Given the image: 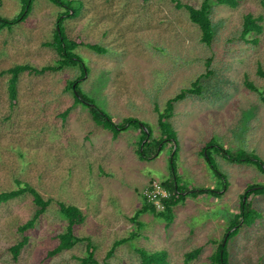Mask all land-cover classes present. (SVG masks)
Returning a JSON list of instances; mask_svg holds the SVG:
<instances>
[{
  "label": "rangeland",
  "instance_id": "obj_1",
  "mask_svg": "<svg viewBox=\"0 0 264 264\" xmlns=\"http://www.w3.org/2000/svg\"><path fill=\"white\" fill-rule=\"evenodd\" d=\"M81 1L79 14L65 19L66 32L105 50L84 44L75 49L85 66L81 88L115 123L135 116L158 138V113L168 98L197 77L204 87H219V93L204 90L174 102L169 121L177 136L174 167L180 184L222 186L201 152L209 141L233 153L243 148L264 160V0H208L216 25L210 45L202 43L197 25L171 0ZM181 1L194 6L202 2ZM19 9L20 0H0L2 16L11 17ZM59 11L49 0H34L23 21L0 27V191L28 182L51 200L26 229L28 242L16 259L9 246L22 239L18 226L35 206L29 193L0 202V264H79L86 241L50 254L67 224L59 201L82 210L85 218L74 233L95 246L97 263L91 264H139L138 249L164 250L169 264H212L209 256L239 212L240 195L249 184L263 185L264 172L210 149L212 162L227 176L219 196L186 195L172 207L169 222L149 211L136 215L152 186L159 185L165 194L161 182L169 177L170 143L141 158L136 128L114 136L93 122L85 104L74 102L66 84L79 76L80 68L60 66L50 44ZM246 13L259 18L261 30L242 36ZM207 58L211 75L204 74ZM26 63L36 70L20 73L17 97L10 101L9 74L3 70ZM154 204L162 206L158 199ZM252 204L261 215L229 240L230 264H264V193L255 195ZM115 240L123 241L107 257ZM199 246L197 256L186 260L185 252Z\"/></svg>",
  "mask_w": 264,
  "mask_h": 264
},
{
  "label": "trees",
  "instance_id": "obj_2",
  "mask_svg": "<svg viewBox=\"0 0 264 264\" xmlns=\"http://www.w3.org/2000/svg\"><path fill=\"white\" fill-rule=\"evenodd\" d=\"M34 0H20V9L11 17H5L0 15V27H12L13 24L23 21L28 13H30L32 4ZM55 6H57L61 11L57 13L55 27L52 33L51 45L55 48L59 58L57 63L62 65H78L80 68V74L74 80H68L66 88L71 89L74 102H81L86 105L88 108L89 115L93 122L97 125H100L102 128L110 130L114 136H116L120 131L126 128H136L139 131V140H138V150L137 153L141 158H149L154 156L159 152L164 143H170L169 150V177L161 182V185L164 187L165 195L159 196V201L161 203V208L158 209L157 206L150 200L147 199V196L143 198V203L141 207L137 209L136 215L141 212L149 211L153 215L159 216L164 219L166 222H169L172 218L173 211L172 207L178 202L182 201L186 195H198L200 193H210L214 196H219L221 191L224 190V187L227 185V176L224 175L219 168L216 167V164L212 162V157L210 154V149L220 153L223 157L228 160L235 162H247L255 165L260 171L264 172V160L253 152H248L243 148L236 149L235 153L224 147L219 143H213L209 141L208 143L201 148V152L212 170L218 173V178L221 179L222 186L218 188L213 187H198V188H188L183 184L179 183V176L176 174L174 167V159L177 152V136L175 130L172 128L169 121V117L172 114L174 102L181 99L182 97L188 94H202L204 90H208V93L215 94L218 90V86H212L207 84V87H204V83L200 82V78L197 77L192 85L171 98L166 100L165 106L162 111L158 113V127L160 129V135L158 138L152 137V131L147 122L140 120L135 116L124 117L121 122L115 123L110 116V114L102 108L96 101L94 96H89L88 93L82 90L81 88V79L85 77V66L83 65L81 56L75 51V49L84 44L93 50L98 52L105 51L99 45L94 43H83L78 38H71L68 35L65 28V19L67 17H73L79 14L82 7L81 0H49ZM173 1L176 8H183L189 20L197 25L200 31V40L205 45H210L215 32L216 25L210 17V4L208 0H202L200 5L194 6L189 3H184L181 0H171ZM219 2H230L235 3V0H217ZM261 30V25L259 23L258 17H253L252 14L246 13L242 19L241 35L245 36L249 33L259 32ZM206 71L204 74H213L210 69V58L206 59ZM58 67V66H57ZM260 68V67H259ZM36 70L31 67L29 64H14L6 69L3 72L8 73L7 78V93L10 101H15L17 97V82L19 75L24 70ZM261 72V71H259ZM244 83L252 88L256 89L255 85L249 80H244ZM219 93V92H217ZM261 100L264 102V95L261 94ZM69 108H66L62 115L63 117L68 113ZM160 145V146H159ZM18 186L14 189L2 190L0 191V202H5L10 199L19 198L29 193L32 197V202L35 206L34 213L32 216L27 219L23 224L18 226V230L22 233V239L18 240L13 245L9 246V250L12 254V257L16 259L20 253V250L28 242V237L25 234L26 229L32 227L34 222L39 217L41 213L47 208L50 203L49 198H44L42 194L30 183L17 181ZM264 193V184H249L244 189V192L240 195V207L239 212L235 213L230 219L229 225L226 228L224 235L217 243L216 249L212 255L209 256V259L212 264H230L229 261V250L228 244L229 240L237 235L240 228L244 226H250L254 220L259 217L260 212L253 206V198L257 194ZM58 208L61 215L66 219L67 224L61 233L58 234V242L51 249L50 254H55L61 252L65 249L71 248L74 244L81 241H86V255L80 257L79 264H91L97 263L93 252L95 246L92 244L88 237H79L74 233V226L82 223L85 216L82 210L75 204L65 203L63 201L58 202ZM125 240V239H124ZM123 240H115L111 249L107 252V257H109L115 246L121 243ZM201 247H195L187 252H185V259L190 260L197 256ZM139 253V264H169L166 260V252L164 250H146L138 249ZM99 264V263H98ZM104 264H109L107 260L104 261Z\"/></svg>",
  "mask_w": 264,
  "mask_h": 264
},
{
  "label": "built area",
  "instance_id": "obj_3",
  "mask_svg": "<svg viewBox=\"0 0 264 264\" xmlns=\"http://www.w3.org/2000/svg\"><path fill=\"white\" fill-rule=\"evenodd\" d=\"M159 189H160L159 185L155 184L154 186H152V189H150V191L146 192L145 196H147V199L152 201L153 203L157 199L159 201V196L160 195H165L164 193L162 194Z\"/></svg>",
  "mask_w": 264,
  "mask_h": 264
}]
</instances>
